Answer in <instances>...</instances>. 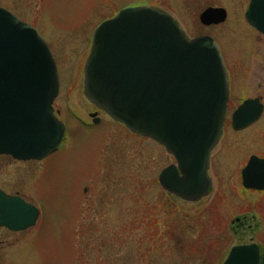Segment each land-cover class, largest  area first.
<instances>
[{"label":"rangeland","instance_id":"1","mask_svg":"<svg viewBox=\"0 0 264 264\" xmlns=\"http://www.w3.org/2000/svg\"><path fill=\"white\" fill-rule=\"evenodd\" d=\"M248 4L249 0H0L1 7L35 27L50 47L60 85L53 109L66 128L59 149L41 162L0 157V190L31 202L40 214L37 224L23 233L0 229V264H223L235 246L255 243L264 248V192H247L241 179L248 157L264 150L258 133L264 129V118L240 135L231 132L227 120L210 156L212 190L192 204L167 195L159 186V173L174 163L161 146L106 117L96 127L83 124L93 111L83 90L92 34L127 7L159 10L190 39L214 38L233 71L230 98L237 105L241 68L251 46L264 49V40L246 25ZM209 7L224 9L226 21L203 27L199 15ZM242 217L251 230L235 234L231 223Z\"/></svg>","mask_w":264,"mask_h":264},{"label":"water","instance_id":"2","mask_svg":"<svg viewBox=\"0 0 264 264\" xmlns=\"http://www.w3.org/2000/svg\"><path fill=\"white\" fill-rule=\"evenodd\" d=\"M226 17L225 10L208 8L199 21L209 27ZM245 19L264 34V0H251ZM58 90L46 43L0 9V155L40 161L57 150L65 133L52 107ZM84 95L113 121L173 156L177 166L158 177L165 192L189 203L208 196L209 154L222 136L229 98L227 72L212 38L189 40L170 16L151 8L122 10L93 35ZM246 105L233 116L236 130L258 118L245 116ZM248 173L244 187L264 190V181ZM38 217L33 205L0 191V228L23 232ZM223 264H264V250L260 254L255 244L234 247Z\"/></svg>","mask_w":264,"mask_h":264},{"label":"flooded vegetation","instance_id":"3","mask_svg":"<svg viewBox=\"0 0 264 264\" xmlns=\"http://www.w3.org/2000/svg\"><path fill=\"white\" fill-rule=\"evenodd\" d=\"M2 8L6 9L9 12L14 14L13 11L7 9L6 7H2ZM14 15L16 17H18L16 14H14ZM19 19H21V18H19ZM251 30L256 34L255 36L257 39L259 38L261 40H264L263 35L258 34L253 29H251ZM253 48H254V46H251V49H250L251 52L248 55V57L246 58V60L244 62V66L241 68L243 77L237 85L238 89L240 88L242 91L241 98H238V100L235 99L238 103L237 105H235L231 101V98H230L229 102H228V106H227L228 124H229L231 132L235 135H238V134L240 135V134L246 133L247 130H249L251 127H253L257 123H259L264 118V49L254 50ZM223 58H224V61L226 64V68H227V72H228V76H229V82L231 85L232 77H233V71L231 70V68H229V63L227 62L226 55L223 54ZM256 91H259V92L255 93ZM243 92H244V96H243ZM244 102H251L252 103V104H250V106L247 109V113H246L247 115L251 116V115L255 114V112L258 110V108L261 107L260 108L261 109L260 116H259V119L255 123L249 125L248 127H246L243 130L235 131L232 127V121H231L232 115L236 111V109ZM91 115H96V117L99 119L104 117L103 113H100L95 108H93V111L91 113H88V118H90ZM84 126L90 128V125L87 122H84ZM258 133L261 135L262 139L264 140V129L259 128ZM260 152H262L261 153L262 156H258V153H260ZM256 153H257V155H250L248 157V160L245 162L243 169L246 168V166L249 164V162H250L249 159L252 156H255L259 159L264 158V150L257 151ZM210 167H211V161H209V170H210ZM243 169L241 170V179H242ZM263 169L264 168L260 167L259 163L257 161H255V164L252 167V169L248 175L251 176V174L254 170L255 171L258 170V174H259V176H261V171ZM208 176H209V171H208ZM209 178H210V176H209ZM247 192L261 193V192H255V191H247ZM238 219H239V222H235L234 223L235 227H234V229H232L235 234H244L246 230H251V226L248 225V219L247 218L242 217V218H238Z\"/></svg>","mask_w":264,"mask_h":264}]
</instances>
